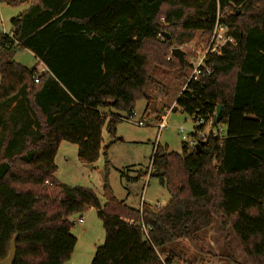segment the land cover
Masks as SVG:
<instances>
[{"label": "trees", "instance_id": "16d2710c", "mask_svg": "<svg viewBox=\"0 0 264 264\" xmlns=\"http://www.w3.org/2000/svg\"><path fill=\"white\" fill-rule=\"evenodd\" d=\"M1 1L30 6L12 18L10 34L0 32V261L18 234L14 264H63L77 244L72 217L94 207L105 239L91 264H175L167 245L186 240L199 250L200 233L215 222L233 230L250 264H264V0ZM218 15L236 43L211 57V73L190 81L173 110L216 113L227 137L200 151L158 143L150 176L170 201L130 206L108 180L116 126L146 98L157 67L179 69L186 83L188 63L167 61L168 49L197 31L209 37ZM18 49L45 69L12 59ZM104 128L112 141L102 202L56 177L55 154L67 141L91 161Z\"/></svg>", "mask_w": 264, "mask_h": 264}, {"label": "rangeland", "instance_id": "374dc122", "mask_svg": "<svg viewBox=\"0 0 264 264\" xmlns=\"http://www.w3.org/2000/svg\"><path fill=\"white\" fill-rule=\"evenodd\" d=\"M29 6L30 3L9 5L0 0V32L10 34L13 29L12 18ZM159 37L164 39L163 35ZM207 39L208 36L197 31L191 40L171 46L166 60H172L174 48H181L185 52L184 62L188 63L207 45ZM11 52L15 61L28 68L37 67L38 71H43L42 63L30 50L18 49ZM190 71L188 65L184 71L185 75L189 77ZM153 75L154 81L145 88L146 98L138 100L134 109L135 120L142 119L146 125L120 121L116 126V137L121 141L115 142L108 154L111 162L109 185L119 200H125L133 207H141L144 202L153 207L157 204L163 207L170 201L168 190L157 178L150 176L154 147L160 143L170 151L182 152L184 142L178 128L185 126L189 134L194 126L188 113L180 109L173 110L185 82L179 69L157 67ZM103 112L115 113L116 110L106 107ZM164 113L167 114V127L159 134L156 124L159 122L158 117ZM111 141V136L104 128L103 144L91 161L79 158L77 144L63 141L55 154V164L58 166L56 177L67 187L83 186L94 190L104 202V147ZM79 218L84 222L79 223ZM72 221L71 233L77 238V244L70 259L63 264H91L97 247L105 239L103 220L99 217L97 209L90 207L83 213L74 215ZM198 246L199 250L194 249L189 242L182 240L169 244L168 249L177 255V264H249L233 230L229 228L227 234L223 233L217 222L200 233Z\"/></svg>", "mask_w": 264, "mask_h": 264}, {"label": "built area", "instance_id": "2783aa9c", "mask_svg": "<svg viewBox=\"0 0 264 264\" xmlns=\"http://www.w3.org/2000/svg\"><path fill=\"white\" fill-rule=\"evenodd\" d=\"M159 36H162V34H159ZM235 43H236L235 38L229 33V29L227 25H225L220 21L218 15L212 33L207 39V43H206L207 45L202 49H200L197 55L192 57L191 60L188 62L191 71L186 83L184 84L183 90H185L186 86L190 81H197L201 77L209 75L212 71V68L209 65V61L211 57L222 55L223 49L226 45L235 44ZM36 82H38V79H36ZM215 114L216 113L207 114L208 116L204 117L201 116L199 112H196L193 115H190V117L194 122V126L190 130L191 133L189 134H188L189 131L188 128H186L183 125L179 126L178 128L179 134L183 139L184 145L189 151L196 149L198 145L203 146L211 138L222 141L224 138L227 137L228 131H227L226 123L222 121H216V119L214 118ZM135 117H136V113L133 110L125 117H122V119L133 122L140 126L146 125L145 121H143L142 119H138L136 121ZM156 126L158 128L159 134L164 129H166L167 127L166 113L162 115L160 121L156 124ZM155 208L159 209L160 205L158 204L155 205ZM78 222L83 223L84 220L82 218H79ZM141 228L144 231L145 235L148 236L149 227L142 223ZM181 264H189V263H181Z\"/></svg>", "mask_w": 264, "mask_h": 264}, {"label": "water", "instance_id": "95a60500", "mask_svg": "<svg viewBox=\"0 0 264 264\" xmlns=\"http://www.w3.org/2000/svg\"><path fill=\"white\" fill-rule=\"evenodd\" d=\"M172 53H173V55L175 57L178 58V60L180 61L181 64L184 63L185 52L181 48H174L172 50ZM201 148L202 147L200 145H198L196 149L198 151H200ZM17 237H18V234H15L14 237H13V239L11 240L8 255L4 259H2L0 261V264H14L15 263V259H16V247H17Z\"/></svg>", "mask_w": 264, "mask_h": 264}, {"label": "crops", "instance_id": "0c3cea01", "mask_svg": "<svg viewBox=\"0 0 264 264\" xmlns=\"http://www.w3.org/2000/svg\"><path fill=\"white\" fill-rule=\"evenodd\" d=\"M11 32H12V31H11ZM42 65H43V68H42V69L44 70V69H45V66H44V64H42ZM167 247H169V245H167ZM247 260H248V259H247ZM248 262H249V261H248ZM249 264H250V263H249Z\"/></svg>", "mask_w": 264, "mask_h": 264}]
</instances>
